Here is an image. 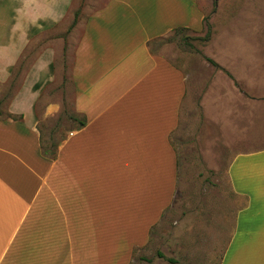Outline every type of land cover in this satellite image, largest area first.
Returning a JSON list of instances; mask_svg holds the SVG:
<instances>
[{
    "label": "crops",
    "instance_id": "crops-1",
    "mask_svg": "<svg viewBox=\"0 0 264 264\" xmlns=\"http://www.w3.org/2000/svg\"><path fill=\"white\" fill-rule=\"evenodd\" d=\"M23 1L32 27H19L22 42L29 28L35 39L73 19L76 124L43 152L32 87L55 77L47 46L7 104L20 118H0V264H131L177 193L170 136L187 93L182 71L151 45L175 28H198L189 18L196 2ZM8 78L5 66L0 84ZM227 175L239 202L226 231L167 264H264V146L235 154Z\"/></svg>",
    "mask_w": 264,
    "mask_h": 264
},
{
    "label": "rangeland",
    "instance_id": "rangeland-1",
    "mask_svg": "<svg viewBox=\"0 0 264 264\" xmlns=\"http://www.w3.org/2000/svg\"><path fill=\"white\" fill-rule=\"evenodd\" d=\"M80 2L76 0L75 9H81ZM195 2L189 18L198 28L168 32L151 45L154 53L182 71L187 93L170 136L178 154L177 193L153 228L149 245L131 264H167L166 257L182 258L181 250L206 246L209 235L226 231L225 222L239 202L229 185V162L237 153L264 146V0H216L214 8L212 0ZM24 6L23 0H0V78L5 66L9 73L7 82L0 84V118H20L7 104L21 88L34 57L53 46L54 79L32 87L40 88L35 117L41 146L53 149L76 124L66 35L73 19L35 39L29 28L28 40L22 42L19 27H32ZM205 17L211 30L208 39H203ZM47 104L53 105L45 116Z\"/></svg>",
    "mask_w": 264,
    "mask_h": 264
},
{
    "label": "trees",
    "instance_id": "trees-1",
    "mask_svg": "<svg viewBox=\"0 0 264 264\" xmlns=\"http://www.w3.org/2000/svg\"><path fill=\"white\" fill-rule=\"evenodd\" d=\"M213 1V8L215 7V1L216 0H212ZM204 22H205V25H206V32H205V35H204V37H203V39H208L209 38V36H210V32H211V30H210V25L206 22V17L204 18ZM72 27H69V29L68 30H70ZM184 29H186L185 27H178V28H175L174 29V32H176V33H180V32H182ZM212 64H214V65H216V63L213 61V60H211V59H208ZM45 151V152H44ZM43 152L44 153H47V150H44L43 149ZM159 256H163L161 253H159Z\"/></svg>",
    "mask_w": 264,
    "mask_h": 264
}]
</instances>
